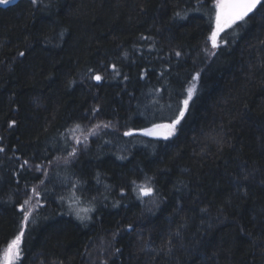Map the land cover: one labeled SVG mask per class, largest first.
Wrapping results in <instances>:
<instances>
[{
    "label": "trees",
    "instance_id": "1",
    "mask_svg": "<svg viewBox=\"0 0 264 264\" xmlns=\"http://www.w3.org/2000/svg\"><path fill=\"white\" fill-rule=\"evenodd\" d=\"M214 10L0 5V261L23 228L12 264H264V7L222 53ZM189 88L174 133L146 135ZM126 132L153 148H124Z\"/></svg>",
    "mask_w": 264,
    "mask_h": 264
},
{
    "label": "snow or ice",
    "instance_id": "2",
    "mask_svg": "<svg viewBox=\"0 0 264 264\" xmlns=\"http://www.w3.org/2000/svg\"><path fill=\"white\" fill-rule=\"evenodd\" d=\"M12 2V0H0V5H8ZM33 4L37 3V0H31ZM258 6L264 7V0H216V26L213 29L209 39L212 41V47L215 49L218 47L217 45V37L220 35L221 32L224 31V29L229 28L233 25H236L238 22H246V18L250 17V14L254 13V10H257ZM177 16H180V13L176 14ZM182 18V17H181ZM261 43H264V41H261ZM215 53H213L214 55ZM20 56H23L24 53H19ZM177 56L181 55V53L177 52ZM199 74H197L198 76ZM95 80L99 81L101 80V76L96 75L94 77ZM193 79H196V77H193ZM193 88H189L187 90L188 92V98L183 101L184 107L181 108L179 115L176 117L175 120H173L170 124H157L153 125L152 129H145L143 130L146 135H162L165 139H167L169 136H171L178 124H180L181 120L184 118L185 113L189 106V101L192 98L193 95ZM95 111V109H94ZM11 124H15V121H12ZM78 127V126H77ZM163 130V131H159ZM131 132H126L125 135H131ZM86 139V137H85ZM80 141L78 140L77 143ZM0 151H3L2 148H0ZM76 153V149L73 148L72 152L69 153V156H74ZM25 164L28 162L25 161ZM37 169L39 170V166H37ZM241 179L247 181L249 179V176L247 174L243 175ZM135 183V182H134ZM264 183V181H262ZM75 187V185H73ZM140 194L141 196H151L153 194V189L151 187H140ZM29 203L28 200L24 201V204L20 205L21 211H23V217L25 223H31L30 221V215H31V208H28L26 211L24 210L25 205ZM84 211H89L88 209H85ZM205 211V210H202ZM77 216L79 219L83 220L86 217L80 216L79 213H77ZM129 228L132 227V225H128ZM241 233H245V230L243 228L240 229ZM247 236L251 238V233H245ZM24 235L23 228L21 229V232L19 235L16 236L15 240L12 242V245L9 246V253L6 256V264H12L13 260V254L11 252L12 247L19 248V245L21 243L22 236ZM255 243V241H253ZM262 251H264V246L261 248ZM119 251V250H117ZM17 260L19 259V254L15 257Z\"/></svg>",
    "mask_w": 264,
    "mask_h": 264
},
{
    "label": "rangeland",
    "instance_id": "3",
    "mask_svg": "<svg viewBox=\"0 0 264 264\" xmlns=\"http://www.w3.org/2000/svg\"><path fill=\"white\" fill-rule=\"evenodd\" d=\"M208 13H210L211 11H207ZM215 17H216V10H214V15H213V22H215V24H216V19H215ZM216 26V25H215ZM240 26H244V22H238L236 25H233V26H231V27H229V28H226V29H224V31L223 32H221L220 33V35H222V36H218L217 37V45H219V43L220 42H222V43H224V46H222V50H221V53H222V51H225V49L223 48V47H226L227 46V44H228V42H229V40H231L232 38H234V37H236L237 35H238V33H239V28H240ZM219 53L220 52H217L216 54H217V56L219 55ZM215 54V55H216ZM221 55V54H220ZM185 97L187 96V94L186 95H184ZM185 100V99H184ZM183 100V101H184ZM183 101L182 102H180V104H182L180 107L179 106H170V107H164V108H161V110H160V113H159V115H158V118H160L161 120L160 121H162V118L164 119V121H166V120H171V121H173V120H175L176 119V117L179 115V113H180V110H181V108H183L184 107V105H183ZM151 127H153V125L151 126ZM151 127H146V128H151ZM159 131H163V130H159ZM162 136V135H161ZM143 137H141V136H139V135H131L130 137H128L127 139H124L123 140V142H122V144H120L121 146H123L124 148H133V147H137V146H141V145H147L150 149H152L153 148V145H150V144H148L146 141H144L143 139H142ZM57 174H59V173H57ZM4 181H3V177H2V174L0 175V185L3 183ZM145 187V186H144ZM83 210V207L82 206H78L76 209H74L73 210V212H72V214L75 212V213H78V212H81ZM74 215V214H73ZM75 216V215H74ZM76 217V216H75ZM14 241V240H13ZM13 241H11L8 245H7V248H6V250H4V252H3V256H2V258H1V260L2 261H0V264H6V256H7V254L9 253V246L10 245H12V242ZM19 248L17 249L16 247H12V249H11V252H12V254H13V260H12V263H13V261H15L16 259H15V257H16V255L17 254H19Z\"/></svg>",
    "mask_w": 264,
    "mask_h": 264
},
{
    "label": "bare ground",
    "instance_id": "4",
    "mask_svg": "<svg viewBox=\"0 0 264 264\" xmlns=\"http://www.w3.org/2000/svg\"><path fill=\"white\" fill-rule=\"evenodd\" d=\"M55 174V173H54Z\"/></svg>",
    "mask_w": 264,
    "mask_h": 264
}]
</instances>
